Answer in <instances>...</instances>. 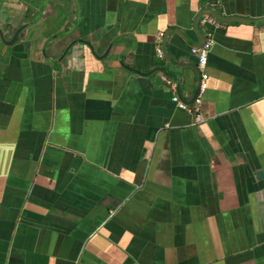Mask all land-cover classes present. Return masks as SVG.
Here are the masks:
<instances>
[{
    "label": "crops",
    "instance_id": "1",
    "mask_svg": "<svg viewBox=\"0 0 264 264\" xmlns=\"http://www.w3.org/2000/svg\"><path fill=\"white\" fill-rule=\"evenodd\" d=\"M0 264H264V0H0Z\"/></svg>",
    "mask_w": 264,
    "mask_h": 264
},
{
    "label": "built area",
    "instance_id": "2",
    "mask_svg": "<svg viewBox=\"0 0 264 264\" xmlns=\"http://www.w3.org/2000/svg\"><path fill=\"white\" fill-rule=\"evenodd\" d=\"M213 45V40L208 38L205 40V42L201 46L193 47L191 49V53L197 58V66L200 70V84L199 89L196 98L193 101V104L191 106L187 105L185 102L181 101L176 93V87L173 83H171V87L173 89V101L176 103V105L180 108L189 109L192 108L193 111H198V106L201 100V96L206 90L207 87V78L208 74L205 71V67L207 64V57L208 53L211 50V47ZM157 53L160 57H162L163 53L160 47L157 48Z\"/></svg>",
    "mask_w": 264,
    "mask_h": 264
},
{
    "label": "water",
    "instance_id": "3",
    "mask_svg": "<svg viewBox=\"0 0 264 264\" xmlns=\"http://www.w3.org/2000/svg\"><path fill=\"white\" fill-rule=\"evenodd\" d=\"M203 14H209V15H212L213 18H215L217 21L221 22V23H229V22H234V21H251V22H258L259 20H254V19H248V18H244V17H240V16H221L219 14H217L216 12H214L213 10H210V9H203L200 11L199 13V16L203 15ZM195 30H196V33L198 35V43L195 45L196 47L197 46H201L205 40L207 39L206 38V35L205 33L202 31V30H197L196 28V23H195ZM18 36V32L17 34L15 35V37L13 38V40H11V42H13ZM157 70H162L165 72L166 75H170L169 72H167L164 68H155ZM196 70H197V83H196V87H195V90H194V94H193V98L192 100L189 102V103H186V104H192L194 99L196 98L197 96V93H198V89H199V84H200V70L198 67H196ZM150 72H145L143 74H149ZM177 80V83H178V86H179V82H180V79H179V76L178 75H175L174 76ZM177 95H178V89H177ZM179 97V95H178ZM179 99L181 101H183L180 97ZM184 102V101H183Z\"/></svg>",
    "mask_w": 264,
    "mask_h": 264
}]
</instances>
